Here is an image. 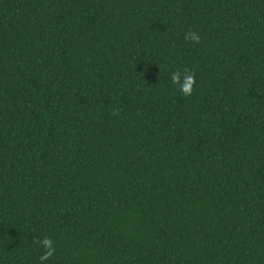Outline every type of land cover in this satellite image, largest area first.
<instances>
[{
    "label": "trees",
    "instance_id": "obj_1",
    "mask_svg": "<svg viewBox=\"0 0 264 264\" xmlns=\"http://www.w3.org/2000/svg\"><path fill=\"white\" fill-rule=\"evenodd\" d=\"M45 236L44 264H264V0H0V264Z\"/></svg>",
    "mask_w": 264,
    "mask_h": 264
},
{
    "label": "clouds",
    "instance_id": "obj_2",
    "mask_svg": "<svg viewBox=\"0 0 264 264\" xmlns=\"http://www.w3.org/2000/svg\"><path fill=\"white\" fill-rule=\"evenodd\" d=\"M200 39L201 38L199 33L194 30L190 29L187 33H185L186 41L192 42L194 44H199ZM170 80L182 95H192L196 85V78L195 74L192 73L189 69L185 68L183 71L176 70L172 72ZM119 111L120 110L118 108H114L112 110V114L118 115ZM34 243L39 244L44 249L43 254L39 257L40 264H44L45 261L49 260L55 255L56 248L54 247V241L51 238L45 236L42 239L35 240Z\"/></svg>",
    "mask_w": 264,
    "mask_h": 264
}]
</instances>
